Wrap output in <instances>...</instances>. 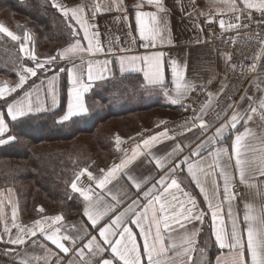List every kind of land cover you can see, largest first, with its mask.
I'll return each instance as SVG.
<instances>
[{
    "label": "snow or ice",
    "instance_id": "snow-or-ice-1",
    "mask_svg": "<svg viewBox=\"0 0 264 264\" xmlns=\"http://www.w3.org/2000/svg\"><path fill=\"white\" fill-rule=\"evenodd\" d=\"M122 3V0H120ZM229 12L237 13L235 16L236 23H226L224 19L219 20V27L223 29H239L240 9L237 6L236 0H222ZM52 6L57 8L63 16L68 20V26L72 29V35L77 36L76 25L83 32V40L87 41L84 46L81 39H75L73 43L59 49L57 55L49 56L40 61L37 60L34 50H30L26 43H20V51L36 61L35 67H25L19 75L18 82L15 86L10 87L8 82L0 81V98L6 97L9 93L16 92L21 89L28 80L29 74L32 77L37 75L38 69H44L45 65L56 61L57 57L61 60H67L71 63V67L67 69L68 82V108L67 112L60 117V121H67L71 116L78 113H86L88 111L84 104V94L92 87L94 81L103 80L109 74V61L107 59L100 60L95 57L97 54H103L105 47L99 40V32H90V29L95 25L90 24L83 15V8L68 9L57 0H51ZM148 5H153L156 11H143L141 3H137L135 8V24L139 38L145 41L142 46L147 48L150 45L155 46L156 42H164L163 31L161 27V17L158 13L164 12L162 0H146ZM244 7L248 10H256L264 16V0H243ZM96 11H100V4H97ZM110 10V9H105ZM119 10V9H118ZM224 11V9H218ZM69 13L71 16L69 18ZM95 12L93 13V16ZM247 18L251 19V12H248ZM119 19V17H117ZM127 14L124 20L127 21ZM75 21V25L72 24ZM166 27V25H165ZM243 27H248L247 24ZM0 33H5L13 41H20V37L10 31L8 28L0 25ZM131 36V33H129ZM23 39L25 42L31 41V35L25 31ZM135 37H133V41ZM171 42L170 40L168 41ZM264 45V41L261 42ZM107 51H113L111 41H109ZM121 51H127L121 49ZM264 53V47L261 48ZM227 59L230 56L226 54ZM79 63H76V60ZM258 60V56L253 57ZM120 72L123 74L129 71H138L143 73V79L147 85H162L165 82V63L162 53H153L148 56H120ZM235 65L233 68L235 69ZM171 83L174 85L175 97L165 89V95H168L173 104L182 103L186 94L193 90L185 78L186 65L181 67L175 60L171 61ZM256 64L249 69L255 71ZM65 71V69H61ZM86 75V81H85ZM56 77H52L47 81L46 93L51 95L53 104L56 103ZM43 83V82H42ZM226 85L221 84L220 89L216 93H208V100L202 104L197 111L192 109L193 115L189 117L182 127L186 132H191L192 129L199 127L202 131H206L211 125L204 120L203 114H206L207 109L212 104L213 98L223 93ZM40 89H37V93ZM32 93L25 92L24 100H14L7 104V115L15 121L18 117H23L27 113L40 111L41 108H34ZM243 100L244 97H241ZM37 100L39 96L37 95ZM248 108L243 112L237 109L227 121L216 128L212 136L201 141L200 144L192 151L190 156L198 159L189 162L190 156H186L182 161L176 163L165 176L147 187H143L150 182V177H145L138 180L136 176L130 174V166L142 155L148 153L154 145L162 140L174 139L169 136L168 129L157 132L154 135H149L142 139L140 143L135 144L129 155L127 150L120 149L122 143L119 135L116 136V146L124 152V156L119 163H113L109 168L100 169V176L94 175L87 167L81 169L75 174V178L71 181L70 188L73 193H78L85 202L82 215L87 218L93 228H98V236H90L86 243L80 247H76L77 240H83L82 236H70L61 234V226H57L63 221L62 214L54 216H44L41 219H36L31 226L17 223L18 206L11 199V196H5L0 190V222H4L3 232L0 233V241L3 240V235L8 236V243L11 245H24L27 239L36 237L40 233L45 240L50 241L61 252L68 254L73 252L81 261V264H196L194 254L199 252L201 255L204 252L203 248L198 247V231L189 230L187 225L192 221H203L207 214L205 210L198 207L195 198L185 191L181 183L175 178V172L180 168L181 164H187V172L191 180L199 188L203 194L204 201L207 203V209L211 214L212 230L215 242L222 251L215 258L216 264H264V191L261 190L259 183L253 182L259 177H264V97L253 100L248 97ZM255 105V106H253ZM191 105H184L187 111ZM232 104L228 108H232ZM227 111V109H225ZM260 121V133L253 131L249 127H245L243 133H238L232 144L231 154H228L227 147H215L217 141L222 140L223 134L229 128L235 129L241 121L245 125L257 117ZM5 114L0 113V134L7 131L8 125L5 121ZM197 121L199 123L197 124ZM164 123V121H161ZM191 123V128L187 125ZM15 140V137L9 136L8 140L0 139V144ZM249 140L256 141V146L249 143ZM209 146H213L214 150H209ZM182 151L179 144L168 153L167 156H174L177 152ZM206 151L207 156L202 155ZM225 156L227 158L225 159ZM250 157V158H249ZM155 164L159 168H163L168 162L167 157L155 158ZM235 160V169L238 173V178L241 184L246 185L249 189H255V195L260 198V203L245 202L242 219L238 211L234 210L233 201L238 199V195L232 191L234 187L235 177L230 174V169L233 167L232 160ZM210 161V162H209ZM217 173L223 179V199H221V185L217 180ZM87 175L89 180L95 182V188L103 191L111 198L113 203L104 202V196L100 193H94L92 185L87 187L79 186L81 177ZM125 178L139 195L131 200L122 211H117L118 207L123 205L128 196L124 200L118 198V195L113 194L108 185L118 177ZM170 183H168V179ZM175 190V191H172ZM11 193V189L7 190ZM183 197V198H182ZM103 208L101 210V204ZM11 206V226L5 220V206ZM225 204L227 205V219L230 221V226L225 222ZM40 213L44 212L42 206H38ZM110 213L111 216L108 223L100 226L101 221ZM130 225H135L139 229V236L142 237L143 244L138 243L137 233L133 231ZM75 227V226H73ZM16 229L15 236L12 235V229ZM65 241L70 242L71 247L66 246ZM33 245L40 248H45L43 244H38L37 241H32ZM111 252V258H104L103 254L107 251ZM56 253L50 249H45V255H31L25 253V257L18 264H50V257ZM56 264H62L61 259H57ZM69 264H74L69 261Z\"/></svg>",
    "mask_w": 264,
    "mask_h": 264
},
{
    "label": "crops",
    "instance_id": "crops-1",
    "mask_svg": "<svg viewBox=\"0 0 264 264\" xmlns=\"http://www.w3.org/2000/svg\"><path fill=\"white\" fill-rule=\"evenodd\" d=\"M57 3L68 9L83 8L84 18L90 24L95 25L94 28L90 29V32L98 30L99 40L105 47V52L103 54H97L95 58L100 60L107 59L110 62L108 65L110 70L109 74L106 75L105 79L93 82L92 87L88 90V92L84 94V104L87 95L94 87L105 83L109 79L113 78L116 74H136L139 75L142 79V82H138V86H140L148 96H151V102H153L152 99L162 98L164 100L162 102L164 106H171V108L169 109V111H171L170 114H166L162 118H156L154 124L151 125V131H141V133H145L146 136L144 138H146L149 135H154L155 133L163 131L165 128H167L169 136L174 137V139L162 140L160 143L154 145L150 150L151 155L145 153L144 155L140 156L129 168L130 174L136 176L138 180H142L145 177L151 178L150 182L147 185L143 186L145 190L147 187H150L151 184L156 183L161 176H165L169 172V169L172 168L176 163L182 161L184 157L190 156L192 151L198 144L201 143V141L205 140L209 136H212L216 128L220 127L221 124L229 119L233 111L237 109V106H239V110L241 112L247 109L250 103L248 97H252L253 100L264 97V53L256 61V70L253 71L254 74L250 79L245 76H238L230 80L226 72V53L224 51L215 49L209 42V36L213 32H210L209 34L204 31L205 25L208 23H215L219 27L220 19H224L226 23H236L235 16L237 15V13L227 11L226 5L222 2V0H162L165 11L158 13V15L161 17V27L164 29L162 33L164 42L160 43L159 41H157L154 47L150 45L147 48L142 46L146 42L142 41L139 38L135 24V11L137 10L135 8V5L137 3L142 4V8L140 10L156 11L155 6L148 5L146 3V0H134V2H132L131 4L126 3L124 0H122V3L120 2V0H57ZM236 3L238 8L240 9L238 14L241 17V15L248 9L244 7L243 0H236ZM97 4H100L101 6L100 11L98 12L96 11L95 7ZM218 9H224V11H218ZM94 12L95 15L93 16ZM125 14H127L128 17L127 21L124 20ZM70 16L71 13H69V18ZM117 17H119V19H117ZM73 24L75 25V21H73ZM76 29L79 36L78 39H81V43L86 46L87 41L83 40L82 30L79 29L78 25H76ZM129 33H131V36L129 35ZM20 37L22 40L18 41L19 48L20 43H26V46L29 48L30 41L25 42L23 37ZM133 37H135L134 41ZM169 40L171 41L170 43L168 42ZM109 41H111V47L113 49L111 53L107 51ZM121 49H126L127 51H121ZM157 52L163 54V60L165 63L166 79L164 84L154 86L147 85L143 79L142 72L129 71L123 74L120 72V56L123 55L143 57L152 55L153 53ZM21 55L32 64L23 65L19 75L23 74V68L35 67L36 64V61H33L30 56L25 55V53L23 52H21ZM58 60L67 63L66 70L72 66L71 63H69L67 60H61L59 57H57L56 61ZM173 60H175L181 67H184L186 65L185 78L193 86V90L186 94L182 103L180 104H173L169 96L165 95V89H167L172 97H175V93L173 91L174 85L171 83L170 69L171 61ZM75 62L79 63V60L77 59ZM60 71L61 69H59L57 72H53L48 76L41 77L38 81L33 82L32 85H30V87L28 88H22L20 92L10 100L9 103H12L14 100H24V93L31 92L33 107L41 108V102L43 104V107L40 111H33L27 113L26 115L49 112L59 108L61 99L59 74ZM52 77H56L55 104H53L52 102L51 95L46 93L47 81ZM32 78L33 77L29 74L28 79L30 80ZM17 79H19V76ZM17 82L18 80L14 83L16 84ZM222 83L226 85L225 90L223 91V93L213 98L212 104L207 109L206 114H203L204 120L207 121L211 125V127H209L206 131H202L199 127H197L195 129H192L191 132H186L182 125H184L185 121L193 115L192 109L195 108L198 111L200 106L208 100L207 94L218 92ZM69 87L70 84L68 82L67 93ZM37 89H40L38 93ZM232 94H237V99L234 102L230 99V95ZM37 95L39 96V100H37ZM241 97H244V99L242 100ZM68 101L69 96L67 94L65 109L59 116V120L60 117L67 112ZM229 104H232L233 107L228 108ZM184 105H191V107L186 111ZM165 109H167V107H165ZM225 109H227V111H225ZM0 113L3 112L0 110ZM80 114L84 113H78L75 115ZM73 116H71L70 118H72ZM8 117L11 119L10 116ZM161 121H164V123H161ZM198 123L199 121H197V124ZM259 124L260 121L258 119V116L254 117L252 121H249L247 125H245L244 122L241 121V123L238 124L235 129L229 128L228 130H226L223 134L222 140L217 141L215 147H227V155H230L231 144L235 136L238 133H243L246 126L259 134L261 131V129L259 128ZM187 126L191 128V123H188ZM3 134H0V139H4L7 141L9 136L5 137V134ZM249 143H251L253 146H256V141L254 140H249ZM177 144L181 146L182 151L177 152L174 156H167V154L172 152ZM134 146L135 144L127 150L129 155L131 154V149ZM116 149L118 150V154L116 156L119 157V160L113 161L112 159L111 162H109V164L102 169L106 170L113 163H119L120 159L124 156V152H121L117 148V146ZM209 150H214V147L209 146ZM202 155L207 156V152H202ZM153 157H167L168 162L165 163V166L161 169L157 167ZM226 158L227 156H225V159ZM196 159L198 158L190 156L189 162H192ZM232 165L233 167L230 169V174L235 177L234 184H239V192L236 193L238 195V199L233 201V205L234 210L239 212L242 219L245 202H254L256 204H259L261 201L260 198L255 195V189H249L246 185L240 183L238 173L234 167V159L232 160ZM94 175L100 176V172L95 173ZM256 176L257 179L253 182L259 183L261 190L264 191V177H259L258 173L256 174ZM175 178L178 180V182L181 183L182 188L187 191L191 195V197L195 198L198 207L205 210V212L207 213L204 216L203 221H192L187 225V228L190 231L193 229L198 231V247L203 248V253H206V255L208 256L206 264L209 263V260L212 262V264H216L215 258L220 255L222 251L227 250H221L218 244L215 242L210 211L207 209V203L204 201L203 194L199 191V188L188 175L187 164H181L180 168H178L175 172ZM170 179L171 178L168 179V183H170ZM217 180L221 185L220 194L221 199H223V179L219 176V173H217ZM92 186L94 189V193H100L104 196V202L113 203L109 196H107L100 189L95 188L94 181ZM108 189L113 194L118 195V198H120L121 200H124L125 196L129 197V199H127L123 205L118 207L117 211H122L124 207H127L128 203H131L132 199H135L139 195V192L135 188H133L131 184L122 176L118 177L111 184H109ZM104 202H102L101 204V210L103 208ZM84 204L85 202L83 201V208ZM226 211L227 205L225 204V222L226 225L230 226V221H228L227 219ZM82 213L83 209L79 216L71 219L65 218L63 216V221L57 224V226L62 225L61 234H67L73 237H83V240H77L75 245L76 247H80L83 243H86L87 239H89L92 235H96L97 239H100V237L98 236V228H93L87 218L82 215ZM57 214L61 213L43 214L27 223H23L21 222L18 212L17 223L31 226L32 222L36 219H41L44 216L50 217ZM112 215H114V213H110L108 216H106L101 221L100 226L102 227L105 223H108ZM5 220L8 225L11 226V209L7 206V204L5 206ZM130 226L133 228V231L138 234V243H140L142 246L143 240L142 237L139 236V229H137L135 225ZM3 227L0 233L3 232ZM15 233L16 229L13 228L12 235L15 236ZM33 240L37 241L38 244H43L45 248L34 246L32 243ZM7 241L8 236L5 234L3 235L2 240V243L5 246V253H3V255H0V264H18V262L25 257V253H27L29 256H44L45 249H50L52 252L56 253L55 256L50 257V264H56L58 258L62 260V264H69V261H73L74 264H81V261L75 256L73 252H70L68 254L61 252L55 247V245H52L50 241L45 240L40 233H37L36 237L27 239L24 245H11ZM65 244L66 246L71 247L70 242L65 241ZM212 246H214L216 251L211 258L210 253L213 248ZM195 255L196 253L194 254V259ZM111 256L112 254L110 250L103 254L104 258H111ZM200 263H202V261ZM40 264H43V261H41Z\"/></svg>",
    "mask_w": 264,
    "mask_h": 264
},
{
    "label": "trees",
    "instance_id": "trees-1",
    "mask_svg": "<svg viewBox=\"0 0 264 264\" xmlns=\"http://www.w3.org/2000/svg\"><path fill=\"white\" fill-rule=\"evenodd\" d=\"M132 1L134 0H126L128 4ZM10 17L18 20L14 29L19 34L25 31L34 32V49L40 60L56 55L59 49L74 41L75 36L72 35V29L68 26V20L52 6L50 0H0V21L5 20L4 23L9 24L12 22ZM26 64L32 63L22 57L19 42L0 33V78L16 80L22 66ZM66 66L67 63L60 60L47 64L44 69H38L37 75L22 87L26 88L41 77L48 76L59 69H65L59 72L61 95L59 108L49 112L28 114L13 121L6 114V104L0 106L8 125L5 137H15L13 141L0 144V187L15 186L20 202L19 215L23 223L43 214L61 213L65 218L79 216L83 209V198L71 191L73 170L82 165H89L91 172L98 173L102 167L107 166L113 156L116 157L118 154L113 143L116 132L100 140L106 155H111L104 166L98 165L96 159H94L95 164L86 163L83 159L84 153L81 151L55 149L40 153L37 152V146L68 143L81 135L95 134L107 118L127 117L139 111L151 109L153 106L164 109L167 107V111L171 108L169 105L162 104L164 101L162 98L152 99L153 102H151V96L142 89L137 90L129 85L132 79L142 82L139 75L116 74L105 83L94 87L87 95L85 104L88 111L86 113L75 115L67 121H60L59 116L65 109L68 94ZM21 89H17L14 92L15 95ZM10 160L16 162V166L9 164ZM96 164L98 167H94ZM34 198L36 204L33 201ZM39 200H48L58 208L59 206L63 208L51 211L43 207L44 212L40 213L39 205H37ZM212 247L211 258L216 251L214 246ZM208 264L212 262L209 260Z\"/></svg>",
    "mask_w": 264,
    "mask_h": 264
},
{
    "label": "rangeland",
    "instance_id": "rangeland-1",
    "mask_svg": "<svg viewBox=\"0 0 264 264\" xmlns=\"http://www.w3.org/2000/svg\"><path fill=\"white\" fill-rule=\"evenodd\" d=\"M124 1L126 2V0H124ZM132 2H134V1H132ZM10 20L12 22L9 23V24L8 23H4L5 20H3L4 22L0 21V25H3L4 27L8 28L10 31L15 33L17 36H19V37L22 36L23 37L24 33L23 34H19V32L16 29H14L16 27V22L18 20H16L15 18H11V17H10ZM72 24H73V21H72ZM76 31H77V29H76ZM27 32L32 37V40L30 41V44H29V49L30 50H34L35 54L37 55L36 50L34 49V47H35L34 46V32L33 31H27ZM3 34H5V33H3ZM78 38H79V36L77 35V36L74 37V40L78 39ZM20 40H22L21 37H20ZM41 50H43V49H41ZM37 60H39V59L37 58ZM17 80L18 79L14 80V81L13 80L11 81V80H8V79L0 78V81L8 82L10 87L15 86L14 82L17 81ZM138 82H139L138 79H132V82L129 85L131 87L136 88L137 90H139V89H141V87L137 85ZM30 85H32V84H30ZM30 85H28L26 88L30 87ZM9 95H11V96L9 97ZM14 96H15V93L13 92V93H9L4 98H0V106L1 105L3 106L4 103L7 105ZM170 112L171 111H167L166 109H164L162 107H155L154 106V107H151V109L139 111L137 113H134V115H130V116H127V117H116V118H109V119L107 118L101 123L99 129L95 132V134L81 135V136L75 138L74 140H72L71 142H68V143H62V144L53 143V144L48 145V146L47 145H42L43 147L37 146V148H38L37 152L45 153V152H48V151H51V150H55V149H57V150L58 149H62V150L63 149L64 150L68 149L70 151H74V150L81 151V152L84 153L83 154V159H84V161L86 163L95 164L94 159H96L97 162H98V165L104 166L110 160V158H111L110 156L111 155L107 156L106 152H105L106 150L102 149L100 140L103 137H105L106 135L114 134V132H116L114 134V138H113V143H114V148H115L116 147V136L117 135H119V137L122 139L123 137H129V136H132V135H134L136 133H139L141 131H151V125L154 124V121L156 120V118H162L166 114H170ZM2 136H1V138H2ZM88 157L93 158V159L90 160ZM114 157L115 156H113L112 159ZM85 158H88V159H85ZM107 159H109V160H107ZM111 160H110V162H111ZM4 162H8V161L4 160ZM15 163L16 162H14L12 160H10V162H9V164H12V165L16 166ZM68 164L70 165V162ZM98 165L96 164V165H94V167H98ZM65 167H67V165ZM85 167H87L88 170L91 171L89 165L79 166V168H77L76 170H73L74 178H75V174L78 173L81 169H83ZM20 184H22V182H20ZM8 189L12 190L10 194L7 191ZM0 190H2L4 192L5 196H8V195L11 196V199L14 202H16V204L18 206V212H19V210H20V202H19V199L17 197V192L15 191V186L14 185H4V186L0 187ZM33 201L36 204L35 198L33 199ZM34 203H32L33 206H35ZM37 205L42 206L44 208H47V209H49L51 211L58 208V206H55L53 203H50L48 200H39L37 202ZM7 206L11 209L10 205H7ZM61 208H63V207L59 206L58 209H61ZM3 223L4 222H0V232H1V229L3 227ZM4 248H5V246L3 245L2 241H0V255H3V253H5L4 252ZM207 259H208V256L206 255V253H203L201 255L198 252L195 255L196 264H206L207 263ZM201 261H202V263H200Z\"/></svg>",
    "mask_w": 264,
    "mask_h": 264
},
{
    "label": "built area",
    "instance_id": "built-area-1",
    "mask_svg": "<svg viewBox=\"0 0 264 264\" xmlns=\"http://www.w3.org/2000/svg\"><path fill=\"white\" fill-rule=\"evenodd\" d=\"M248 12H251V19L247 18ZM239 29H226L222 30L215 23H208L205 25L204 31L206 33L213 32L209 36V42L211 45L220 51H224L230 60L226 56V72L230 80L238 77L245 76L251 78L253 71L249 69L256 63L254 56L259 58L262 56L261 48L264 45L261 44L264 41V16L256 10H247L240 17ZM247 24L248 27H243ZM235 65V69L233 68ZM230 99L234 102L237 99V94L230 95ZM146 136L145 133H136L129 137H123L120 149L128 150L132 145L140 142ZM121 151V150H120ZM122 152V151H121ZM119 157L113 158V161H118ZM79 186L87 187L93 185V181L89 180L85 174L81 177V181L78 182ZM235 193L239 192V184L235 183L233 187Z\"/></svg>",
    "mask_w": 264,
    "mask_h": 264
}]
</instances>
